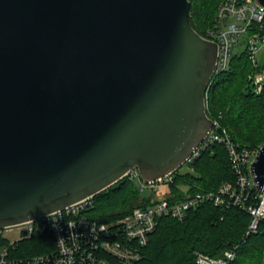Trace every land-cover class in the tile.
Masks as SVG:
<instances>
[{"label":"water","instance_id":"obj_1","mask_svg":"<svg viewBox=\"0 0 264 264\" xmlns=\"http://www.w3.org/2000/svg\"><path fill=\"white\" fill-rule=\"evenodd\" d=\"M264 5V0H257ZM190 0H0V229L180 169L219 45ZM251 172L264 192V144Z\"/></svg>","mask_w":264,"mask_h":264},{"label":"trees","instance_id":"obj_2","mask_svg":"<svg viewBox=\"0 0 264 264\" xmlns=\"http://www.w3.org/2000/svg\"><path fill=\"white\" fill-rule=\"evenodd\" d=\"M190 19L193 27L204 34L215 22L221 0H190ZM260 67L254 66L247 52L233 55L229 67L215 74L207 97L208 113L219 118L240 148H259L264 144V86L256 92L251 75ZM193 170H177L167 186V198L176 201L196 191H213L227 183L237 187L238 174L224 143H214L202 149L193 162ZM250 203L260 191L251 189ZM155 195H144L135 179H121L94 196L89 215L99 222L121 219L135 207L152 202ZM250 213L241 206L217 205L205 200L192 207L184 220L162 216L142 257L136 264H197L195 251L220 257L228 249L236 251L230 264H264V220L256 232L248 234ZM6 239L0 234V246ZM53 246L50 234L34 235L21 243L28 253L45 251Z\"/></svg>","mask_w":264,"mask_h":264},{"label":"built area","instance_id":"obj_3","mask_svg":"<svg viewBox=\"0 0 264 264\" xmlns=\"http://www.w3.org/2000/svg\"><path fill=\"white\" fill-rule=\"evenodd\" d=\"M203 36L219 45L215 74L229 67L234 54L245 51L254 66L260 67L250 77L256 92L262 90L264 65L258 62L257 52L259 43L264 41V5L257 0H221L215 22L206 27ZM239 46L243 49L235 51ZM214 143L227 146L238 174L237 187L225 183L216 192L196 191L176 201L166 195L155 196L151 203L135 207L127 216L110 222H99L89 215L95 202L94 197H88L45 217L0 229V234L6 239L0 246V264H136L162 216L184 220L192 207L205 200H212L217 205L243 207L251 215L248 234L256 232L264 220V192L255 195L257 202L250 203V189L256 185L251 164L261 146L253 149L238 147L220 119L214 118L205 140L185 162L189 170L194 169L192 164L202 149ZM175 172L155 181L144 182L138 168L133 167L127 176L131 179L139 177L143 192L146 187L156 190L161 185H168L174 180ZM45 234H50L53 239L51 248L37 253L21 250L24 241L34 235ZM195 254L197 264H230L236 251L228 249L220 257L202 251H195Z\"/></svg>","mask_w":264,"mask_h":264},{"label":"rangeland","instance_id":"obj_4","mask_svg":"<svg viewBox=\"0 0 264 264\" xmlns=\"http://www.w3.org/2000/svg\"><path fill=\"white\" fill-rule=\"evenodd\" d=\"M206 29V28H205ZM243 47L242 46H239V47H236L235 48V51H238V50H242ZM257 56H258V62L261 64V65H264V41H261L259 43V50L257 52ZM208 97V96H207ZM188 169L187 165H183L181 168H180V171H186ZM135 183L137 185H139V187L142 185V182L140 181V178H136L135 179ZM168 186L167 185H161L159 186L156 190H152L151 188L149 187H146L145 191H143V194L144 195H155L156 197H159L161 195H166V191L168 190L167 188Z\"/></svg>","mask_w":264,"mask_h":264}]
</instances>
